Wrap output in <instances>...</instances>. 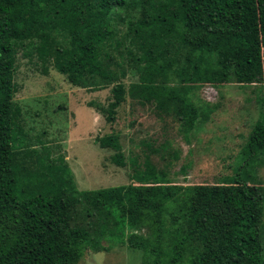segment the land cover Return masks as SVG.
<instances>
[{
  "label": "trees",
  "instance_id": "16d2710c",
  "mask_svg": "<svg viewBox=\"0 0 264 264\" xmlns=\"http://www.w3.org/2000/svg\"><path fill=\"white\" fill-rule=\"evenodd\" d=\"M24 45L73 86L109 87L95 107L106 122L127 95L188 132L206 116L188 98L193 88H264V0H0V264H75L110 239L141 252V264H264L255 174L264 93L232 175L180 184L144 156L129 161V182L78 190L63 155L55 161L46 144L22 142L13 71ZM126 75L134 80L125 85ZM94 141L126 164L115 134Z\"/></svg>",
  "mask_w": 264,
  "mask_h": 264
},
{
  "label": "rangeland",
  "instance_id": "374dc122",
  "mask_svg": "<svg viewBox=\"0 0 264 264\" xmlns=\"http://www.w3.org/2000/svg\"><path fill=\"white\" fill-rule=\"evenodd\" d=\"M32 52L29 46L18 47L13 71V101L21 110L22 142L37 150L46 144L55 161L63 155L78 190L129 182V161L140 162L144 156L155 168H164L172 182H217L232 175L239 150L261 109L257 98L264 93L263 83H202L188 92V98L206 116L198 115L188 132L170 114L138 104L127 95L114 119L106 122L95 107L106 105L109 87L73 86L50 64H40ZM129 80L134 78L121 79L125 85ZM108 133L117 136L126 158L124 166L112 163L113 151L94 141L95 136ZM255 174L264 185V161ZM261 230L264 234V208ZM102 244L104 250H85L75 264H141V252L111 239Z\"/></svg>",
  "mask_w": 264,
  "mask_h": 264
}]
</instances>
